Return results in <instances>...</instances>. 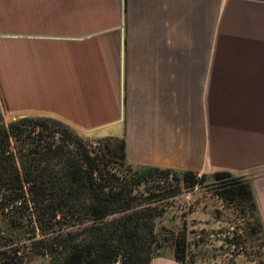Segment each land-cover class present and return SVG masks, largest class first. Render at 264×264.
I'll list each match as a JSON object with an SVG mask.
<instances>
[{"label":"crops","instance_id":"1","mask_svg":"<svg viewBox=\"0 0 264 264\" xmlns=\"http://www.w3.org/2000/svg\"><path fill=\"white\" fill-rule=\"evenodd\" d=\"M0 97L134 165L247 177L264 225V0H0Z\"/></svg>","mask_w":264,"mask_h":264},{"label":"trees","instance_id":"2","mask_svg":"<svg viewBox=\"0 0 264 264\" xmlns=\"http://www.w3.org/2000/svg\"><path fill=\"white\" fill-rule=\"evenodd\" d=\"M2 109L0 101V264H25L18 254L20 241L26 239L34 255L51 256L47 264H151L156 248L144 249L140 242L147 232L153 243H159L154 220L145 214L147 207H155L134 202L139 187L146 184L153 194V186L148 185L162 177L157 174L168 178L175 173L182 183L179 187L192 190L207 176L138 165L145 166L149 174L130 183L111 172L105 162L131 164L124 138H109L101 152L94 153L73 133L71 142L81 148L74 152L69 140L48 124L50 118L21 117L6 123ZM54 159L58 160L55 164ZM214 177L221 197L252 202L259 231L264 234L250 179L228 171H218ZM175 187L169 193L179 189ZM24 204L29 217L21 213ZM173 243L175 259L187 264V235L179 232Z\"/></svg>","mask_w":264,"mask_h":264},{"label":"rangeland","instance_id":"3","mask_svg":"<svg viewBox=\"0 0 264 264\" xmlns=\"http://www.w3.org/2000/svg\"><path fill=\"white\" fill-rule=\"evenodd\" d=\"M2 110L6 123L21 117H36V115L18 117L8 114L4 108ZM45 117L50 118L48 124L52 128L59 130L57 133L59 136L69 140V148L74 152L80 151L81 148L78 149L71 142L73 133L83 138L84 146L94 153H100L107 144V139L114 137L81 133L58 118ZM57 162L58 160L54 159L53 163ZM105 162L111 172H117L130 183L149 174L145 166L121 161ZM216 172L218 171L202 173L207 176L192 190L179 187L182 183L176 179L175 173V176L172 174L168 178L157 174L162 177H155L148 185L153 186V194L146 188V184L139 187L140 192L136 193L138 197L134 202L142 206L155 207L152 210L147 207L145 214L154 220L159 243H153L147 232H144L140 242L144 249L156 248L151 263L164 261V264H181L175 259L173 242L175 235L184 232L190 241L187 264H264V234L259 231L258 213L249 200L230 201L221 197L217 193V180L214 177ZM155 184L161 187H156ZM174 186H178L179 189H175L173 194L169 193L174 190ZM24 206L21 213L29 217L30 210L27 209V204ZM10 239L13 241V237ZM19 246L21 249L18 259L24 260L25 264H47L51 260L49 255H34L30 248V239L21 240Z\"/></svg>","mask_w":264,"mask_h":264}]
</instances>
